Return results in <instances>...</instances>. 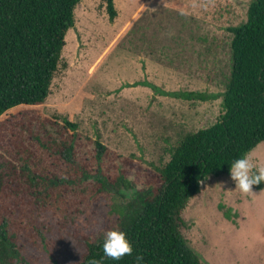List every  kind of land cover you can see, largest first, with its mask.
<instances>
[{
  "label": "rangeland",
  "instance_id": "rangeland-1",
  "mask_svg": "<svg viewBox=\"0 0 264 264\" xmlns=\"http://www.w3.org/2000/svg\"><path fill=\"white\" fill-rule=\"evenodd\" d=\"M251 1L114 0L111 20L106 0H81L47 101L0 116V211L10 207L16 249L0 253V264H75L88 241L139 209L178 142L224 113L230 27L246 21ZM65 120L78 124L75 162L88 176L46 203L10 194L25 179L27 149L32 169L80 177L46 145L61 140ZM98 141L108 148L102 164ZM249 155L264 163V141ZM252 191L236 188L230 173L210 175L181 211V232L202 264H264V189Z\"/></svg>",
  "mask_w": 264,
  "mask_h": 264
},
{
  "label": "trees",
  "instance_id": "trees-1",
  "mask_svg": "<svg viewBox=\"0 0 264 264\" xmlns=\"http://www.w3.org/2000/svg\"><path fill=\"white\" fill-rule=\"evenodd\" d=\"M81 0H0V116L21 105H40L51 94L59 69L66 37L75 26V9ZM111 20L117 16L114 0H106ZM233 34L231 75L224 93V113L209 127L187 133L174 147L170 160L158 169V186L140 196L139 209L122 217L118 227L127 233L133 253L119 261L103 259V264H202L184 238L181 211L201 191L210 175L230 173L231 163L249 154L264 141V0H252L246 21L230 27ZM195 93H176L191 98ZM78 124L65 120L60 141L49 136L47 146H56L78 179L41 173L30 167L32 152L22 176L10 194L36 196L46 203L55 190L68 188L89 171L77 167L76 130ZM67 131V132H66ZM68 133V135H67ZM97 157L102 164L108 148L97 142ZM98 177L99 189L106 186ZM111 178V177H110ZM109 177L107 179L111 180ZM126 177L117 176L113 182ZM264 189V183L253 185ZM17 198H15L16 201ZM9 206L0 211V253L9 250L12 231L6 220ZM14 222V220H13ZM104 237L86 243V252L75 264H89L103 257Z\"/></svg>",
  "mask_w": 264,
  "mask_h": 264
},
{
  "label": "clouds",
  "instance_id": "clouds-1",
  "mask_svg": "<svg viewBox=\"0 0 264 264\" xmlns=\"http://www.w3.org/2000/svg\"><path fill=\"white\" fill-rule=\"evenodd\" d=\"M230 175L236 183V188L241 192H253V185L264 183V163L254 160L249 154H244L231 163ZM102 249L103 257L91 259L89 264H103L104 258L119 261L124 256H130L133 253L127 233L119 227L112 228L105 233ZM136 264H142V257H136Z\"/></svg>",
  "mask_w": 264,
  "mask_h": 264
}]
</instances>
